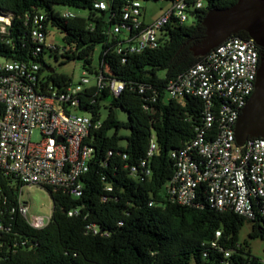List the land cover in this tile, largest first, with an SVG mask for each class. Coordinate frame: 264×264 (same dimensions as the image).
<instances>
[{
  "label": "trees",
  "instance_id": "1",
  "mask_svg": "<svg viewBox=\"0 0 264 264\" xmlns=\"http://www.w3.org/2000/svg\"><path fill=\"white\" fill-rule=\"evenodd\" d=\"M235 1L202 0L201 7L187 10L190 23L169 20L155 47L123 54L116 51L118 37L108 32L121 20L123 0H113L107 10L93 8L91 0H0V24L9 19L0 32V57L37 61L42 65L40 72L48 65L45 55L61 57V63L79 59L85 71H99L104 82L114 79L124 84L117 95L107 85L79 93L77 109L99 122L87 136L92 159L80 177L79 196L41 186L51 200L45 226L33 228L19 214L9 213L25 184L12 185L11 178L0 172L1 199L5 198L0 206L4 228L0 230V264H261L248 241H264L260 210L251 218L231 209L218 210L209 204L204 184L189 205L163 195V186L174 172L170 151L188 143L196 127L202 126L201 99L185 96L178 102L167 96L166 84L203 58L189 47L204 34L201 21L207 10ZM56 6L82 9L86 14L63 17ZM35 10L45 14L44 25L60 32L61 45L36 50L39 44L24 19ZM232 36L249 37L244 30ZM96 45H100L98 68L91 64ZM263 53L259 48L260 57ZM70 79L65 73L47 71L43 85L61 88ZM118 108L126 112V121L117 119ZM121 128L128 133L119 134ZM151 144L154 147L148 153ZM245 221L250 229L247 238L239 240Z\"/></svg>",
  "mask_w": 264,
  "mask_h": 264
},
{
  "label": "built area",
  "instance_id": "2",
  "mask_svg": "<svg viewBox=\"0 0 264 264\" xmlns=\"http://www.w3.org/2000/svg\"><path fill=\"white\" fill-rule=\"evenodd\" d=\"M113 0H91L98 10H107ZM168 1L166 7L150 22L143 19L141 0H123L118 23L108 32L118 37L116 51L125 54L153 48L170 19L175 24L186 22L189 9L202 6V0ZM63 17L76 13L60 11ZM31 37L53 49L47 40L45 14L35 10L24 16ZM9 19L4 18L0 32ZM260 61L259 47L250 37L229 36L209 50L183 74L166 84L169 98L182 102L185 96L202 101V126L193 138L179 149L170 151L174 160L173 175L163 186L166 199L181 205L195 202L198 186L204 184L209 204L218 210L231 209L251 218L255 210L264 213V137H247L235 142L234 124L254 87ZM47 64V63H46ZM0 57V172L11 178V184H37L61 188L79 196L80 177L88 170L92 147L87 142L91 129L99 124L88 113H75L79 93L94 86L107 85L117 95L123 82L103 81L99 71H84L77 81L72 78L61 88L43 85L49 65ZM219 99L222 101L219 103ZM79 110V109H78ZM37 131L38 140H32ZM154 145L151 144L150 153ZM0 206L5 204L1 199ZM9 213L19 214L33 228L45 226L51 215L29 214L28 206L17 196ZM74 213L69 211L68 214ZM4 229L0 223V230ZM264 264V259L261 260Z\"/></svg>",
  "mask_w": 264,
  "mask_h": 264
},
{
  "label": "water",
  "instance_id": "3",
  "mask_svg": "<svg viewBox=\"0 0 264 264\" xmlns=\"http://www.w3.org/2000/svg\"><path fill=\"white\" fill-rule=\"evenodd\" d=\"M201 23L205 27L200 39L203 46L195 55H205L239 30L246 31L258 47L264 49V0H236L225 8H211ZM234 136L237 144H242L247 137H264V53L257 67L253 90L235 121Z\"/></svg>",
  "mask_w": 264,
  "mask_h": 264
},
{
  "label": "rangeland",
  "instance_id": "4",
  "mask_svg": "<svg viewBox=\"0 0 264 264\" xmlns=\"http://www.w3.org/2000/svg\"><path fill=\"white\" fill-rule=\"evenodd\" d=\"M143 6V19L146 22H150L153 18L157 17L166 7L169 6L168 1H144L142 3ZM56 9L60 11H70L76 14L85 15L86 11L78 8H73L69 6H56ZM191 19L187 20V23H190ZM47 40L49 43H54L61 45L62 39L61 34L57 29L52 26L47 27ZM202 41L200 39L196 42H193L189 49L193 52V54H199L200 48H202ZM100 51V45H96L91 56V64L93 67L98 68V54ZM45 63H47L56 73H65L74 81H77L80 75L85 71L82 62L79 59H74L70 61H66L61 63L62 58L59 57L55 59L53 56H44ZM163 73V72H161ZM75 113H81L80 110H73ZM106 110L102 109V116L105 115ZM116 117L120 121H126L127 115L126 112L122 109H116ZM119 134H127L128 130L121 128L118 131ZM32 140H38L37 131L33 132ZM17 196L20 200L25 201L28 206L29 214H38V215H46L49 213V208L51 207V200L48 195V192L45 188L37 185V184H25L22 185L17 191ZM250 229V223L245 221L239 231L238 237L239 240H243L247 238V232ZM249 247L251 253L258 257L260 260L264 259V241L259 238L248 239Z\"/></svg>",
  "mask_w": 264,
  "mask_h": 264
}]
</instances>
